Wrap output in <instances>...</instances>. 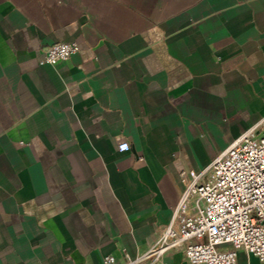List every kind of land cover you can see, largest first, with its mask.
Masks as SVG:
<instances>
[{
  "label": "crops",
  "instance_id": "0c3cea01",
  "mask_svg": "<svg viewBox=\"0 0 264 264\" xmlns=\"http://www.w3.org/2000/svg\"><path fill=\"white\" fill-rule=\"evenodd\" d=\"M263 117L264 0H0V264L135 259Z\"/></svg>",
  "mask_w": 264,
  "mask_h": 264
},
{
  "label": "built area",
  "instance_id": "2783aa9c",
  "mask_svg": "<svg viewBox=\"0 0 264 264\" xmlns=\"http://www.w3.org/2000/svg\"><path fill=\"white\" fill-rule=\"evenodd\" d=\"M78 50L76 43H54L37 64L53 66ZM178 176L183 188L170 221L145 253L123 264H161L172 250L189 264H239L240 251L264 264V117L207 167ZM102 264L116 262L108 255Z\"/></svg>",
  "mask_w": 264,
  "mask_h": 264
}]
</instances>
